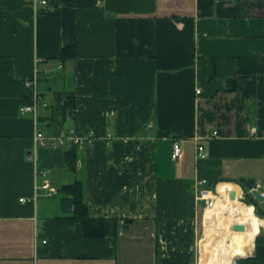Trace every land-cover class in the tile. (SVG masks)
Instances as JSON below:
<instances>
[{"label": "crops", "instance_id": "0c3cea01", "mask_svg": "<svg viewBox=\"0 0 264 264\" xmlns=\"http://www.w3.org/2000/svg\"><path fill=\"white\" fill-rule=\"evenodd\" d=\"M35 58L47 105L21 112ZM35 124L92 141L74 168L49 143L34 163ZM35 166L55 187L81 178L103 233L63 191L20 201ZM201 178L264 187V0H0V264H194Z\"/></svg>", "mask_w": 264, "mask_h": 264}, {"label": "built area", "instance_id": "2783aa9c", "mask_svg": "<svg viewBox=\"0 0 264 264\" xmlns=\"http://www.w3.org/2000/svg\"><path fill=\"white\" fill-rule=\"evenodd\" d=\"M33 5L42 4L47 5L48 0H31ZM39 61L38 58H35V67H34V73L30 80H26V84L31 86L32 93H31V102L28 104H24L19 107V110L21 112H24L26 110H31L34 113L37 112L38 108L42 106H46L47 102L42 98V96L39 94L36 88V71H37V62ZM197 92L200 91V89H196ZM33 137L35 139V146L33 150H30L26 157L28 160L33 161L36 163V146L38 145H45L47 143L53 145V146H70L72 143L77 144V146H86L92 141V135L90 133L85 132L84 134H77L75 130L72 128H69L67 126H64V128L60 131L58 136L53 137L50 142L47 141V136L45 133L40 130L37 125H34V131H33ZM195 154L198 158H205L207 156V149L204 144V142L197 140L195 142ZM183 155V150L181 146L180 140L176 137L172 140V149H171V157L172 159H178ZM201 183H203L205 186L200 190L199 193V199L203 200V207L204 209H211L214 208L216 205V202L219 198L226 199L230 198V192L233 189L232 187L237 186L240 188L239 194L237 195V199H244L247 192L250 193V189L246 188L242 185V183H235V182H224L225 186V192L222 194L217 190L218 183L211 184L207 180V178H201L199 180ZM253 188H257L259 191L264 193V187H261V184L259 180H256L252 184ZM60 191L55 187L49 177H47V171L44 168H39L38 166H35V185H34V192L31 196H21L19 198L22 202H35L36 199L40 195L44 196H55L58 195ZM251 194V193H250ZM45 241V240H43Z\"/></svg>", "mask_w": 264, "mask_h": 264}, {"label": "bare ground", "instance_id": "6f19581e", "mask_svg": "<svg viewBox=\"0 0 264 264\" xmlns=\"http://www.w3.org/2000/svg\"><path fill=\"white\" fill-rule=\"evenodd\" d=\"M234 188L235 194L232 197L239 194L238 187L234 186ZM227 202L226 198V201L222 206L223 208L221 207L218 209V207H214L206 210V215L204 216L207 226L206 231L209 226L207 224H211V221H213L214 224H217V222H221L224 217H226V219L244 224L245 228L243 230L232 229L238 232L233 233L232 235L235 236L229 238L225 237L224 231L218 232V236H214V234L206 235L204 237L205 240L203 239L201 241V245L204 247L205 251L208 252L206 264H231L235 256L245 255L253 248V206H246L242 203L237 204L239 203L238 200L234 201L236 204H233L232 202L227 204Z\"/></svg>", "mask_w": 264, "mask_h": 264}, {"label": "trees", "instance_id": "16d2710c", "mask_svg": "<svg viewBox=\"0 0 264 264\" xmlns=\"http://www.w3.org/2000/svg\"><path fill=\"white\" fill-rule=\"evenodd\" d=\"M65 48H63L64 53ZM62 92H56V100L57 102L61 101ZM66 111L63 109V116L66 115ZM77 144L72 143L70 146L64 147L65 157L68 163L69 168H74L76 161V153L75 149ZM212 183V182H211ZM213 186V185H211ZM57 189L60 192H64V195L60 197V206L65 211H72L74 215L80 218L84 224L85 232L87 234H102L103 233V219L102 218H94L89 216L87 205L83 200V181L81 178H75L74 180L67 182ZM245 201H249V205L256 206L254 208L255 214L264 219V210H262L259 205L263 202L258 201L248 192L245 195ZM247 204V203H246ZM254 225V233H255V252L252 257H240L236 260V264H264V233L260 232L257 235V231L259 228V220L254 216L253 219Z\"/></svg>", "mask_w": 264, "mask_h": 264}, {"label": "rangeland", "instance_id": "374dc122", "mask_svg": "<svg viewBox=\"0 0 264 264\" xmlns=\"http://www.w3.org/2000/svg\"><path fill=\"white\" fill-rule=\"evenodd\" d=\"M235 200H238L239 201V203H237V204L242 203V204H244L246 206H249V204H250L249 201H245L246 200L245 197H244V199L238 198V199H235ZM225 201H226V199L219 198L217 200V202H216L215 207H218V209H220L224 205ZM232 203L233 204H236L234 202H232ZM259 207L262 210H264V204L262 205V203H260ZM254 208H256V206H254ZM254 208H253V213L255 214ZM206 210H209V209H204V207H202V210H201V218L199 219L198 229H197V235H196V239H195L196 242H195L194 264H206V262H207V259L206 258L208 256V252L205 251L204 247L201 245V243H202L201 241L203 239L205 240L204 237L206 235L214 234V236H218V232L224 231L225 232V237L226 238H229V237L235 236V235H232L233 233L238 232V231L232 230V224L235 221L234 220L226 219V217H224L223 220H221V222H217V224L216 223L214 224V222L211 221V224H207L209 226H208L207 231H206V227L207 226H206L205 219H204V216L206 215ZM249 210H251V209H249ZM263 216H264V214H263ZM255 217H257L258 220H259V228H258V231H257V235L260 234V232H263L264 233V219L262 218L263 219L262 220L256 214H255ZM253 219H254V216H253ZM253 230H254V225H253ZM255 239H256V237H255V233H254V244H253V248L247 254H253L254 255V252H255L254 251L255 250ZM234 258H233V261H232L231 264H236V260L238 258L236 260H234Z\"/></svg>", "mask_w": 264, "mask_h": 264}, {"label": "water", "instance_id": "95a60500", "mask_svg": "<svg viewBox=\"0 0 264 264\" xmlns=\"http://www.w3.org/2000/svg\"><path fill=\"white\" fill-rule=\"evenodd\" d=\"M242 185L246 188H249L250 189V193L251 195L256 198L258 201L260 202H263L264 201V193H262L261 191H259L257 188H253L252 187V184L249 183V182H243ZM238 189L240 190V188L238 187ZM235 194L234 191H231L230 192V196L232 197L233 195ZM245 228V225L242 224V223H239V222H234L232 224V229H235V230H243ZM253 254H245V255H239V256H235L234 260H236L237 258H240V257H252Z\"/></svg>", "mask_w": 264, "mask_h": 264}]
</instances>
